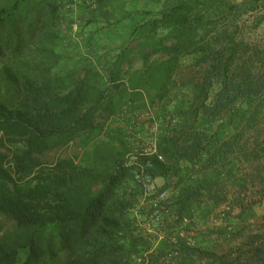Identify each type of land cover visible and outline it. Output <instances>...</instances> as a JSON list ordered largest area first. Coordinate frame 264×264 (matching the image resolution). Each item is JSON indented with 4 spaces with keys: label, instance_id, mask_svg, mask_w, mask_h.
Here are the masks:
<instances>
[{
    "label": "trees",
    "instance_id": "16d2710c",
    "mask_svg": "<svg viewBox=\"0 0 264 264\" xmlns=\"http://www.w3.org/2000/svg\"><path fill=\"white\" fill-rule=\"evenodd\" d=\"M151 1L158 9L136 31L141 68H131L124 50L102 55L100 70L60 51L72 26L65 7L84 0H0V217L14 228L0 233V264H131L150 250L153 236L139 233L132 215L137 170L125 165V136L142 112L152 114L146 124L156 126L161 160L139 161L163 181L160 190L177 191L168 211L176 222L224 202L229 182L238 217L248 186L258 185L264 200V166L254 164L264 149L249 143L260 136L264 41L246 40L239 24L257 0ZM126 3L93 2L101 10ZM79 137L78 157L45 165V155ZM236 162L249 173L238 177ZM174 236L172 249L208 264H264V225L236 235L242 242L221 254Z\"/></svg>",
    "mask_w": 264,
    "mask_h": 264
},
{
    "label": "rangeland",
    "instance_id": "374dc122",
    "mask_svg": "<svg viewBox=\"0 0 264 264\" xmlns=\"http://www.w3.org/2000/svg\"><path fill=\"white\" fill-rule=\"evenodd\" d=\"M242 1L232 0L235 3ZM93 2L94 0H84V3L82 2L75 6H73L74 4L67 3L65 11L69 18L72 17V26L67 31L66 46L60 51L66 55V58L74 61V63L75 60L79 61L80 58L91 62L93 60L98 69L101 70L97 61L100 60L101 63H104L106 56L103 57L102 55L107 53L115 55L128 50L127 55L131 68L135 70L140 69L139 49L141 40L137 36L136 31L142 19L146 17L147 12L156 11L158 9L157 5L151 0H127L126 10H119L117 8L112 10L103 8L101 10ZM119 4L115 3V6ZM106 18L109 21L105 22L104 19ZM255 19H260V23L256 25ZM90 21L92 23L88 24ZM239 24L243 26V34L246 40L262 43L264 41V0H257L253 10H246L242 14ZM64 33H66L65 30ZM149 112V115H147V112H142V117L139 120L140 125L136 128V132L126 134L125 140L129 147L128 151L133 147L140 146L147 139L151 138V130L148 129L146 124L147 117L152 115ZM215 124L210 125V131L213 130ZM118 125L111 122L109 123V128L114 131L119 127ZM258 129L260 136L257 143H254L253 138L249 139L248 134L245 135V138L249 139L251 147L259 143V151L260 149H264V108L258 122ZM82 141L83 138L79 137L67 148L45 155L43 162L45 165H51L58 157H78L83 150ZM5 153L9 155L8 151H5ZM257 163L264 166V158L256 161L254 164L256 165ZM237 171L239 172L237 173L238 177H244V173H249L250 168L245 163H237ZM203 176L201 175V177ZM257 187L258 185H255V188L248 186V190L243 193L245 212L240 217L238 215L243 210L232 202V193L237 189L232 188L231 182L224 189L226 193V200L224 202L215 208L205 209L201 207L199 209L197 207L193 209V218L182 220L180 224L168 212L160 227L156 226L149 229L143 226L146 223L145 217H148V211H150L148 206L145 207V210H142L143 217L139 215L140 211L136 215L132 213V215L137 217V231L143 233L145 236H153V241L151 240L152 246L150 250L134 257L131 264H208L205 258H201L196 254L181 255V251L172 249V244L175 243L174 235L185 239L186 245L190 248L213 251L218 254L226 253L232 248L237 247L242 242V238L241 236L237 238L235 237L236 235L253 233L255 229L264 225V200L258 194L257 190L259 189ZM166 191L173 202L177 191L174 189ZM247 207L250 209L247 210ZM168 216L169 218H167ZM167 221L169 224L165 226V222L167 223ZM175 223H178V225ZM13 229L12 221L0 217L1 235L10 233ZM239 231H241L240 234L238 233ZM172 232L176 234L172 235ZM151 255L153 258H151Z\"/></svg>",
    "mask_w": 264,
    "mask_h": 264
},
{
    "label": "built area",
    "instance_id": "2783aa9c",
    "mask_svg": "<svg viewBox=\"0 0 264 264\" xmlns=\"http://www.w3.org/2000/svg\"><path fill=\"white\" fill-rule=\"evenodd\" d=\"M147 115H149L148 112ZM156 132L155 126L151 129V138L147 139V141L140 146L130 149L125 156V165L136 168L137 175L135 180L141 186V195L134 213L136 215L139 211L145 210V207H149L150 211H148V217H145L146 223L143 225L149 229L156 226L160 227L163 224L168 214L169 207L172 204L168 192L166 190H160L155 180L147 174L146 170L149 164H142L139 161L140 158L148 156H157L158 159L161 160V157L157 154ZM175 255H177V253H175Z\"/></svg>",
    "mask_w": 264,
    "mask_h": 264
},
{
    "label": "crops",
    "instance_id": "0c3cea01",
    "mask_svg": "<svg viewBox=\"0 0 264 264\" xmlns=\"http://www.w3.org/2000/svg\"><path fill=\"white\" fill-rule=\"evenodd\" d=\"M110 123H111V121H110ZM70 157H72V156H70ZM155 182H156V184H157L158 187H162L163 186V181L162 180L155 179Z\"/></svg>",
    "mask_w": 264,
    "mask_h": 264
}]
</instances>
